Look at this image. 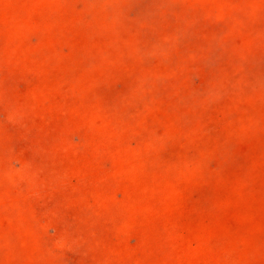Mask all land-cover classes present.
Listing matches in <instances>:
<instances>
[{
	"label": "rangeland",
	"instance_id": "1",
	"mask_svg": "<svg viewBox=\"0 0 264 264\" xmlns=\"http://www.w3.org/2000/svg\"><path fill=\"white\" fill-rule=\"evenodd\" d=\"M0 264H264V0H0Z\"/></svg>",
	"mask_w": 264,
	"mask_h": 264
}]
</instances>
